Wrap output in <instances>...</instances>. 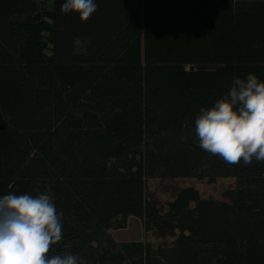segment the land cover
<instances>
[{"label": "trees", "instance_id": "obj_1", "mask_svg": "<svg viewBox=\"0 0 264 264\" xmlns=\"http://www.w3.org/2000/svg\"><path fill=\"white\" fill-rule=\"evenodd\" d=\"M95 2L83 21L64 0H0V196L48 184L62 239L131 217L179 233L165 252L52 245L78 264H264V163L228 165L194 125L235 78L264 73V0ZM220 178L229 203L189 186L162 214L147 198L154 179Z\"/></svg>", "mask_w": 264, "mask_h": 264}, {"label": "clouds", "instance_id": "obj_2", "mask_svg": "<svg viewBox=\"0 0 264 264\" xmlns=\"http://www.w3.org/2000/svg\"><path fill=\"white\" fill-rule=\"evenodd\" d=\"M95 0H64L63 14L78 13L86 21L97 10ZM199 147L228 165L264 163V81L248 73L194 118ZM45 184L35 196H0V264H78L69 252L49 255L61 241L65 214Z\"/></svg>", "mask_w": 264, "mask_h": 264}, {"label": "rangeland", "instance_id": "obj_3", "mask_svg": "<svg viewBox=\"0 0 264 264\" xmlns=\"http://www.w3.org/2000/svg\"><path fill=\"white\" fill-rule=\"evenodd\" d=\"M255 75L259 80L264 81V73H255ZM189 186L197 189L202 200L229 203L226 194L234 189V181L229 178H220L214 183H206L195 179H154L147 183V198L160 209L162 214H165L167 211L166 202L174 197L177 190ZM172 231L167 228H163L160 232L155 229L146 231L141 220L131 217L124 229L107 231L97 241L93 240L92 231L89 229L82 231L79 235L65 236L62 241L65 246L91 245L96 248V251L105 249L113 252L118 251L122 244L140 242L165 252L179 236L178 231ZM156 234L157 236H155Z\"/></svg>", "mask_w": 264, "mask_h": 264}]
</instances>
